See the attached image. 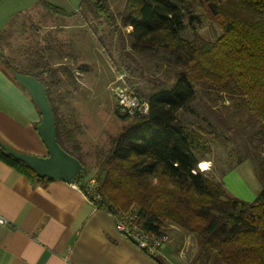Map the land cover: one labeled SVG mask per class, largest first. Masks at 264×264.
Wrapping results in <instances>:
<instances>
[{
	"label": "trees",
	"instance_id": "1",
	"mask_svg": "<svg viewBox=\"0 0 264 264\" xmlns=\"http://www.w3.org/2000/svg\"><path fill=\"white\" fill-rule=\"evenodd\" d=\"M40 2L50 12L67 14L63 7ZM77 11L109 25H116L119 17L123 26L133 28L127 34L131 50L164 68L163 76L154 81L132 85L149 103L147 114L129 115L116 106L124 123L99 157L95 176L111 202L100 207L111 212L135 204L140 210L138 223L145 231L160 235L166 224L173 223L195 234L200 260L215 251L223 264H264V159L256 166L263 185L257 198L248 201L231 194L223 181L200 170L202 160L195 152L223 144L222 128L231 129L229 122L221 118L204 129L200 121L181 115L191 109L200 87L241 97L259 121L253 136L264 147V0H126L118 16L109 0H80ZM201 16L214 17L222 33L215 39H205L198 32L186 37L187 25L196 28ZM122 38L126 47V37ZM39 61L25 70L0 52L2 68L25 91L14 72L32 74L45 84L58 142L84 165L82 144L66 131L52 99L60 72L74 79L72 71ZM247 158L256 159L247 153L238 163ZM0 160L33 183L45 179L1 146ZM87 177L84 167L75 182L85 188Z\"/></svg>",
	"mask_w": 264,
	"mask_h": 264
},
{
	"label": "rangeland",
	"instance_id": "2",
	"mask_svg": "<svg viewBox=\"0 0 264 264\" xmlns=\"http://www.w3.org/2000/svg\"><path fill=\"white\" fill-rule=\"evenodd\" d=\"M47 1L67 11H76L80 3V0ZM109 3L115 16H118L126 0H109ZM87 15L85 18L82 12L77 11L74 17L65 18L59 13L50 12L40 0H0V52L13 65L17 64L21 69L29 70L41 60L53 63L55 67L65 64L72 71L74 79L65 72H60L52 99L59 112L75 114L80 129L77 137L82 144V158L89 179L96 177L100 154L108 149L111 135L124 123L122 117L115 112V85L126 74V81L131 86L154 81L156 77L163 76L164 68H159L154 61L131 50L127 37L131 29L123 26L119 17L116 25H109L104 19L95 20L92 14ZM64 25H71L73 31ZM55 26L64 28L53 33L57 30L54 29ZM196 26L194 28L189 23L184 35L193 38L195 32H198L205 39H215L222 33L214 17L206 19L201 16V21ZM122 37H126V47ZM78 42L85 46V50L83 47L79 49ZM88 45L94 47V50H89ZM49 50L52 52L49 59L45 60ZM181 115L188 120L200 121L204 129H210L211 124H217L222 121L221 118L229 122L231 129L227 125L222 128V138L225 140L223 144L216 143L204 153L195 149L198 157L213 161V167L205 171L213 179L219 180L218 175L224 169L245 157L247 153L259 160L254 159L253 163H248L253 169L264 159V147L258 146L253 136L259 121L244 106L241 97L200 87L191 109L184 110ZM249 165L248 168H252ZM170 224L173 223L166 225ZM186 233L189 237L186 238L187 243L183 244L180 254L183 258L181 264H193L195 251L191 241L193 242L195 234ZM167 235L170 238L167 242L169 243L172 237ZM172 256L177 257L176 254ZM194 264L206 263L200 260L194 261ZM214 264L223 263L217 257Z\"/></svg>",
	"mask_w": 264,
	"mask_h": 264
},
{
	"label": "crops",
	"instance_id": "3",
	"mask_svg": "<svg viewBox=\"0 0 264 264\" xmlns=\"http://www.w3.org/2000/svg\"><path fill=\"white\" fill-rule=\"evenodd\" d=\"M76 12L61 15L74 17ZM64 27L74 29L71 25ZM64 27L55 26L57 30L53 33ZM78 47H83L80 42ZM50 52L45 60L49 59ZM126 80L127 74L120 82ZM59 114L66 131L77 137L80 129L75 114L64 111ZM41 118L32 97L0 64V139L17 150L47 155L37 131ZM251 161L254 160L237 161L218 175L231 194L248 201H254L263 188L254 164V169L248 164ZM82 189L77 183L59 179L45 178L33 183L0 160V215L7 219L0 224V264H181L180 254L189 237L184 230L173 224L165 225L163 231L172 237L171 241L160 254L149 256L116 228L112 213L106 208H97ZM193 239L194 264L200 259L198 238L194 235ZM217 257L214 251L204 261L214 264Z\"/></svg>",
	"mask_w": 264,
	"mask_h": 264
},
{
	"label": "water",
	"instance_id": "4",
	"mask_svg": "<svg viewBox=\"0 0 264 264\" xmlns=\"http://www.w3.org/2000/svg\"><path fill=\"white\" fill-rule=\"evenodd\" d=\"M14 78L29 92L40 114L38 134L47 148V155L41 156L17 150L0 139V146L16 159L34 170L38 177L75 182L84 168L82 161L67 152L58 142L57 127L52 105L45 84L36 76L14 72Z\"/></svg>",
	"mask_w": 264,
	"mask_h": 264
},
{
	"label": "built area",
	"instance_id": "5",
	"mask_svg": "<svg viewBox=\"0 0 264 264\" xmlns=\"http://www.w3.org/2000/svg\"><path fill=\"white\" fill-rule=\"evenodd\" d=\"M120 83L119 81L114 87V95L120 110L129 115L147 114L150 108L149 103L143 100L131 85L126 82ZM70 184L76 185L75 182ZM82 190L97 208L102 205L109 206L111 204L103 196L96 177L89 178L85 188ZM111 213L115 219L116 228L149 256L160 254L164 245L170 239L165 233L154 235L145 231L138 223L140 210L135 204L127 210H114ZM0 220H3L4 223L7 222V219L2 215H0Z\"/></svg>",
	"mask_w": 264,
	"mask_h": 264
},
{
	"label": "clouds",
	"instance_id": "6",
	"mask_svg": "<svg viewBox=\"0 0 264 264\" xmlns=\"http://www.w3.org/2000/svg\"><path fill=\"white\" fill-rule=\"evenodd\" d=\"M200 164H206L207 165L204 168H201L200 165H199V168L201 169V171H207V170H210L213 167V161H211V160L202 162ZM3 223H4V221L3 220H0V224H3Z\"/></svg>",
	"mask_w": 264,
	"mask_h": 264
},
{
	"label": "snow or ice",
	"instance_id": "7",
	"mask_svg": "<svg viewBox=\"0 0 264 264\" xmlns=\"http://www.w3.org/2000/svg\"><path fill=\"white\" fill-rule=\"evenodd\" d=\"M207 165L206 164H200V167L201 168H204V167H206Z\"/></svg>",
	"mask_w": 264,
	"mask_h": 264
},
{
	"label": "bare ground",
	"instance_id": "8",
	"mask_svg": "<svg viewBox=\"0 0 264 264\" xmlns=\"http://www.w3.org/2000/svg\"><path fill=\"white\" fill-rule=\"evenodd\" d=\"M202 162H205V160H204V161H201V163H202Z\"/></svg>",
	"mask_w": 264,
	"mask_h": 264
}]
</instances>
